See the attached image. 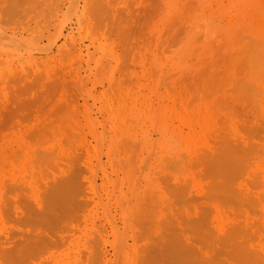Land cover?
I'll return each mask as SVG.
<instances>
[{"label": "rangeland", "instance_id": "obj_1", "mask_svg": "<svg viewBox=\"0 0 264 264\" xmlns=\"http://www.w3.org/2000/svg\"><path fill=\"white\" fill-rule=\"evenodd\" d=\"M263 47L264 0H0V264H264Z\"/></svg>", "mask_w": 264, "mask_h": 264}, {"label": "bare ground", "instance_id": "obj_2", "mask_svg": "<svg viewBox=\"0 0 264 264\" xmlns=\"http://www.w3.org/2000/svg\"><path fill=\"white\" fill-rule=\"evenodd\" d=\"M13 3H14V2H13ZM176 5H177V4H176ZM238 8H239V7H238ZM231 24H232V23H231ZM255 30H256V29H255ZM255 40H257L256 42L258 43L259 40H258V39H255ZM254 43H255V42H254ZM257 43H256V44H257ZM245 44H246V43H245ZM258 44H259V43H258ZM258 44H257V45H258ZM260 44H261V43H260ZM260 44H259V45H260ZM249 45H250V44H249ZM249 45H248V46H249ZM259 45H258V46H259ZM243 46H244V45H243ZM243 46H242V47H243ZM258 46H257V47H258ZM245 48H246V46H245ZM241 49L244 50L243 48H241ZM248 49H249V47H248ZM253 49H254V48H253ZM263 49H264V47H263ZM242 50L240 51V49H239L240 52H242ZM245 50H246V49H245ZM255 51L258 52L257 49H255ZM240 52H239V53H240ZM259 52H260V51H259ZM261 53H262V52H261ZM263 53H264V52H263ZM237 54H238V53H237ZM237 54H236V55H237ZM246 55H247V53H246ZM248 56H249V55H248ZM257 56H258V55H257ZM261 56H262V54H261ZM263 56H264V54H263ZM263 56H262V57H263ZM251 57H252V56H251ZM237 58L239 59V57H237ZM254 59H255V57H254ZM263 59H264V58H263ZM236 60H237V59H236ZM243 60H244V59H243ZM247 60H248V59H247ZM247 60H246V62H247ZM249 61H250V60H249ZM239 62H240V61H239ZM250 62H251V61H250ZM240 63H241V62H240ZM256 63H257V62H256ZM249 64H250V66H251V65H254V63H253V64L249 63ZM242 66H244V65H242ZM259 66H260V65H259ZM244 67H249V66H244ZM260 67H262V66H260ZM251 68H252V67H251ZM262 68H263V67H262ZM234 69H235V67H234ZM242 69H243V68H242ZM239 70H240V69H239ZM247 70L249 71L250 69L247 68ZM244 71H245V70H244ZM244 71H243V72H244ZM229 72H230V71H229ZM229 72H228V73H229ZM252 72H253V71H252ZM252 72H251V73H252ZM255 72H256V71H255ZM260 72H261V71H260ZM263 73H264V72H263ZM239 74H241V73H239ZM247 75H248V74H247ZM250 75H252V74H250ZM239 76H240V75H239ZM228 77H229V76H228ZM232 77H233V76H232ZM242 77L244 78V76H242ZM255 77H256V76H255ZM260 77H261V76H260ZM229 78H230V77H229ZM229 78H228V79H229ZM235 79H236V77H235ZM238 79H239V78H238ZM240 79H242V78H240ZM255 79H256V78H255ZM255 79H254V80H255ZM229 80H230V79H229ZM231 80H232V79H231ZM231 80H230V81H231ZM256 80H258V78H257ZM256 80H255V81H256ZM262 80H264V79H262ZM230 81H229V82H230ZM236 81H238V80H236ZM247 81H248V80H247ZM247 81H246V82H247ZM232 82H233V81H232ZM241 82H242V81H241ZM248 82H249V81H248ZM263 82H264V81H263ZM233 83H234V82H233ZM242 83H243V82H242ZM244 83H245V82H244ZM244 83H243V84H244ZM249 83H250V82H249ZM255 83H256V82H255ZM239 84L241 85V83H239ZM239 84H238V85H239ZM240 85H239V86H240ZM256 85H257V83H256ZM236 86H237V85H236ZM239 86H237V87L240 88V89L243 88V86H241V87H239ZM249 86H250V85H249ZM251 86H252V85H251ZM251 86H250V87H251ZM237 87H236V88H237ZM245 87H246V86H245ZM238 88L236 89V93L239 91ZM253 88H254V86H253L251 89H253ZM263 88H264V86H263ZM251 89H250V90H251ZM257 89L260 90V88H256V90H257ZM237 90H238V91H237ZM250 90H249V91H250ZM256 90H255V91H256ZM240 91L243 93V90H242V89H241ZM240 91H239V92H240ZM246 91H247V90H246ZM252 91H253V90H251L250 92H251V93H256L255 91H254V92H252ZM239 92H238V93H239ZM257 93H258V92H257ZM259 93H260V91H259ZM249 95H250V94H249ZM250 100H251V99H250ZM250 100H249V101H250ZM247 101H248V100H247ZM256 101H257V100H256ZM215 102H216V101H215ZM262 103H264V102H262ZM216 104H217V103H215V105H216ZM220 104H221V103H220ZM212 105H213V104H212ZM212 105H211V106H212ZM218 106H219V105H218ZM221 106H223V105H221ZM219 107H220V106H219ZM210 108H211V107H210ZM212 108H214V105H213ZM215 108H216V107H215ZM221 108H222V110L224 109L223 107H221ZM207 110H208V109H207ZM209 110H210V109H209ZM215 110H216V109H214V111H215ZM220 110H221V109H220ZM204 112H205V111H204ZM210 112H211V111H210ZM212 112H213V111H212ZM212 112H211V113H212ZM215 112H216V111H215ZM223 112H224V111H223ZM223 112H221V113H223ZM225 112H226V110H225ZM192 113H193V112H192ZM219 113H220V112H219ZM226 113H227V112H226ZM215 114H216V113H215ZM209 115H211V114L209 113ZM216 115H217V114H216ZM222 115H223V114H222ZM233 115H234V114H233ZM206 116H208V115H206ZM186 117H187V116H186ZM228 117H230V116H227V118H228ZM236 117H237V114H236ZM225 118H226V117H225ZM227 118H226V119H227ZM207 119H208V118H207ZM217 119H218V118H217ZM206 121H207V120H206ZM217 121H218V120H217ZM212 122H213V121H212ZM218 122H221V121H218ZM218 122H217V123H218ZM227 122H228V121H227ZM227 122H226V124H227ZM233 122H234V121H233ZM209 123H211V121H209ZM214 124H215V123L213 122L212 125H214ZM219 124H220V123H219ZM221 124H222V122H221ZM200 125H201V124H200ZM212 125H211L210 127H212ZM227 125H228V124H227ZM201 126H202V125H201ZM214 126H215V125H214ZM228 126H229V125H228ZM198 127H199V126H198ZM219 127H222V126H219ZM199 129H201V128H199ZM210 129H211V128H210ZM215 129H216V127H215ZM222 129H223V128H222ZM230 130H231V129H230ZM230 130H229V131H230ZM214 131H215V130H214ZM219 131H220V130H218V134H219ZM209 133H210V132H209ZM230 134H232L231 131H230ZM205 135H207V133H206ZM214 135H216V134H214ZM214 135H212V132H211V136L213 137ZM235 135H236V134H235ZM235 135H234V136H235ZM201 136H202V135H201ZM220 136H221V135H220ZM236 136H237V139H239V136H238V135H236ZM236 136H235V137H236ZM202 137H203V136H202ZM209 137H210V136H209ZM212 137H211V138H212ZM214 137H216V136H214ZM218 137H219V136L217 135V138H218ZM221 138H222V137H221ZM203 139H204V138H203ZM218 139H220V138H218ZM211 140L214 141L213 139H211ZM222 140H224V139H222ZM212 141H210V143H212V144L215 143V141H214V142H212ZM246 141H247V140H246ZM199 142H200V141H199ZM199 142H198V143H199ZM202 142H203V141H202ZM202 142H201V143H202ZM216 142L221 143L220 140H218V141H216ZM204 143H205V142H204ZM204 143H203L202 145H204ZM240 143H241V140H240ZM243 143H244V142H243ZM248 143H249V142H248ZM216 144H217V143H216ZM221 144H222V143H221ZM221 144H220V145H221ZM225 144H227V142L224 143V145H225ZM244 145H245V144H244ZM199 146H200V145H199ZM212 146H214V145H212ZM202 147H203V146H202ZM202 147H201V148H202ZM204 147H205V146H204ZM204 147H203V148H204ZM206 147H207V146H206ZM219 147H220V146H219ZM224 147H225V146H224ZM226 147H227V146H226ZM201 148H200V149H201ZM203 148H202V150H203ZM212 149H213V147H212ZM215 149H218V148H217V145H216V148H215V146H214V150H215ZM205 150H206V149H205ZM221 150H222V148H221ZM215 151H218V150H215ZM215 151H214V152H215ZM206 152H208V154H207V153H203V154H205V155H203V156L201 155V157H205L204 162H202L203 165H205V166H206V164H210V163H212L211 160H209V159L212 158V161H213V159H214L213 156H215V155L213 154L214 152H212V150H211V151H207V150H206ZM209 152L212 153L213 155L211 156V154H209ZM218 153H219V151H218ZM218 153H217V154H218ZM220 153H221V152H220ZM206 154H207V155H206ZM208 155H210V156H208ZM207 156H208V158H209V157H210V158H209V159L206 158ZM222 156H224V155L222 154ZM227 156H228V155H227ZM215 157H218V155H216ZM224 157H225V156H224ZM218 158H219V157H218ZM220 158H221V157H220ZM222 158H223V157H222ZM229 158H230V157H229ZM229 158H228V159H229ZM233 158H234V156H233ZM215 159L217 160V158H215ZM230 159H231V158H230ZM205 160H207L206 163H205ZM216 160H215V163H216ZM223 160H224V158H223ZM208 161H209V162H208ZM224 161H225V160H224ZM227 161H228V160H227ZM213 162H214V161H213ZM218 162H219V161H218ZM218 162H217V163H218ZM220 162H221V159H220ZM220 162H219V163H220ZM217 163H216V164H217ZM219 163H218V164H219ZM238 163H239V162H238ZM212 164H213V163H212ZM225 164H226V163H225ZM203 165H202V166H203ZM210 165H211V164H210ZM213 165H214V164H213ZM205 166H204L202 169H200V170H203V169H204V170L202 171V172H203V173H202L203 175H204V171L207 170V167L205 168ZM217 166H219V165H217ZM220 166H221V165H220ZM227 166H228V165H227ZM227 166H226V167H227ZM213 167H214V166H213ZM223 167H224V166H223ZM215 168H216V167H215ZM218 168H219V167H218ZM209 169L211 170L210 167H209ZM216 169H217V168H216ZM223 169H227V168L224 167ZM200 170H199V171H200ZM213 170H214V169H213ZM217 170H218V169H217ZM217 170H216V171H217ZM219 170H220V169H219ZM221 170H222V169H221ZM207 171L209 172V170H207ZM227 171H228V169H227ZM217 172H218V171H217ZM219 172H220V171H219ZM224 172H225V170H224ZM224 172H223V173H224ZM199 173H200V172H199ZM212 173H213V172H212ZM212 173L210 172V174H212ZM208 174H209V173H208ZM213 174H214V173H213ZM216 174H217V173H216ZM205 175H207V174L205 173ZM223 175H224V174H223ZM225 175H226V174H225ZM198 176H200V174H198ZM202 178H204V177L202 176ZM219 178H220V177H219ZM221 178H222V177H221ZM223 178H225V177H223ZM213 179H214V178H213ZM215 179H216V178H215ZM219 181H220V180H219ZM249 190H250V189H249ZM246 191H247V190H246ZM251 191H252V192H255V191H253V190H251ZM246 193H247V192H246ZM246 193H245V194H246ZM207 194H208V193H207ZM247 194H248V193H247ZM249 194H250V193H249ZM251 194H252V193H251ZM253 194H254V193H253ZM258 194H260V193L258 192L257 195H258ZM208 195H209V194H208ZM260 202H261V200H260ZM261 204H262V203H261ZM262 205H263V204H262ZM219 209H220V208H219V206H218V212H219ZM217 217H218V216H217ZM219 218L221 219L220 215H219ZM222 218H223V217H222ZM220 219H219V220H220ZM224 224H225V223H224ZM225 225H227V224H225Z\"/></svg>", "mask_w": 264, "mask_h": 264}]
</instances>
